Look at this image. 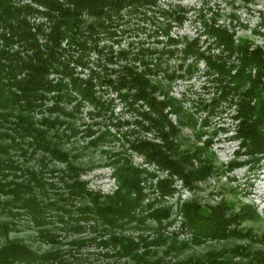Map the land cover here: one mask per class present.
<instances>
[{
    "label": "trees",
    "instance_id": "16d2710c",
    "mask_svg": "<svg viewBox=\"0 0 264 264\" xmlns=\"http://www.w3.org/2000/svg\"><path fill=\"white\" fill-rule=\"evenodd\" d=\"M152 5H155L154 0H29V3L24 0H0V192L10 195L4 200L0 198V215L23 211L39 226L41 238L56 243L55 234L43 226L47 221L48 208L54 207L75 220L70 224L74 231L85 227L86 224L81 222L84 220L88 226L102 229L101 233L107 232L109 235L102 236L100 241L112 245L116 255L130 257L132 264H159L162 257L152 259L148 244L166 243L167 238L160 233L154 240L149 241L142 235L135 240L116 233L115 228H124L133 221L144 224L147 217L161 224L162 219L170 215V206L152 207V201L142 202L146 193L141 182L156 177L158 195L172 194L175 191L172 175L181 178L185 186H192L194 181L204 180L218 170L206 141L201 146H182L178 139L180 128L171 121L169 113L178 115L179 125L194 126L195 121L191 115L182 112L162 83L153 81L152 77L161 71L170 80L182 78L185 73L192 75L201 62L206 77L216 91L208 114L218 112L221 102L233 106L235 114L232 117L237 118L235 136L243 148L241 153L248 156L244 160L228 161L226 169L231 170L246 162L254 165L259 156L264 155V51L250 49V42L245 39L234 42V32L217 23L214 17L202 19L201 31L192 39L179 38L171 35L170 30L173 24H183L187 10L180 5L162 9L159 12L167 20L163 27L165 46L153 51L121 50L122 64L115 79L101 81L100 73L91 69L84 79L78 76L75 67L70 66L71 62L87 66L83 56L75 57L74 53L86 49L89 38L92 39L94 34L109 30L115 19L124 16L123 11L132 14L143 10L142 14L146 15L147 8ZM36 18L44 21L35 23ZM199 34L209 40L203 48L199 45ZM211 47H215L216 53L211 51ZM153 53L160 57H155ZM178 54L179 70L176 68L168 73L162 58ZM96 80L112 87L121 97L131 98L130 105H138L141 117L138 125L153 131L161 143L137 140L130 143V148L142 154L149 164H155L158 172L167 171L166 177L136 166L129 158L116 153L111 163L115 167L117 188L112 193L89 190L86 182L80 179L81 167L69 163V153L50 135L55 124L62 122L58 117L53 120L49 117L35 118L34 112L42 108L46 100L53 102L46 107L50 113L60 111L66 114L60 102L68 99L71 92L95 106L104 107V103L96 97ZM184 117L187 119L184 120ZM17 151L21 157L40 151L44 154L42 162L48 159L66 163L67 170L62 172L60 179L68 189V196L62 194L60 199L50 197L47 185L52 186L53 183H47L41 177L42 173L33 169H26V179L9 181V172L19 168L11 156ZM67 199L71 204L72 200L80 201L79 205H75L76 210L65 206ZM180 210L183 216L181 224L191 230L196 244L204 239L233 237L255 241L262 238L249 227H238L242 220L259 217L247 203L241 202L237 209H233L232 201L223 198L215 204L204 205L193 197L183 200ZM11 224V220L0 218L2 232L7 233ZM73 241L83 243L84 239ZM140 244L144 248L138 251ZM180 244L183 247L187 242ZM177 247L173 238L165 252ZM234 255L246 259L244 262L233 260ZM60 260V253L55 249L39 253L18 240H8L0 246V264H54V261ZM182 263L264 264V251L252 252L246 243H237L224 251L211 248L201 256H188Z\"/></svg>",
    "mask_w": 264,
    "mask_h": 264
},
{
    "label": "rangeland",
    "instance_id": "374dc122",
    "mask_svg": "<svg viewBox=\"0 0 264 264\" xmlns=\"http://www.w3.org/2000/svg\"><path fill=\"white\" fill-rule=\"evenodd\" d=\"M154 1L155 5L147 8L146 15L142 14L143 10L132 14L123 11L124 16L121 19H115L109 30L106 32L101 30L94 34L92 39L89 38L87 48L74 53L75 57L82 55L87 66L70 63L71 67H75L78 76L87 78L89 69H91L100 73L101 81L115 79L122 64V58L119 56L121 50H160L166 44L163 27L167 20L159 11L174 8L177 5L187 10L186 19L181 26L173 24L170 30L171 35L192 39L201 31V20L214 17L217 19V23L223 24L229 31L234 32V42L245 39L250 42V49L259 48L264 51V0ZM24 2L29 3V0H24ZM230 14H233L234 17H229ZM83 18H87L86 15H83ZM42 21H44L42 18H36L34 22ZM197 37L201 48L209 41L202 34ZM211 48V51L216 53L215 47ZM153 54L155 57H160L157 53ZM179 56L180 54L162 58V61L166 63V69L169 70L168 73L177 68ZM204 69L202 63L199 62L192 75L185 73L182 78L176 77L170 80L161 71L156 77H152V80L162 83L168 91V96L179 104L182 112L191 115L195 121L194 126L179 125L178 115L169 113L171 121L180 128L178 139L182 146L184 148L201 146L206 141L208 151L213 152L214 164L218 170L204 180L194 181L192 186H185L181 178L172 175V186L175 188L172 194L158 195L156 177L142 181L143 192L146 193L142 202L152 201V207L170 206V215L163 218L161 224L155 219L147 217L144 224L133 221L124 228H115L116 233L131 236L135 240H139L140 235L149 241L154 240L161 233L163 237L167 238L166 243L151 242L148 244L152 259L162 257L159 264H183V260L188 256H201L211 248L224 251L237 243H246L252 252L255 250L264 251V196H260L256 192V186L262 182L264 177V155L259 156L254 165H250L251 162H246L231 170L226 169L225 163L228 161L244 160L248 156L241 153L243 148L239 146V139L235 136L237 118L232 117L235 114L233 106H226L224 102H221L218 112L213 115L208 114L209 104L211 99L216 96V91L206 77ZM95 84L96 97L104 103V107L95 106L71 92L69 100L64 99L60 102V107L66 114L60 111L50 113L47 108L53 102L46 100L44 106L34 112V116L37 120L43 117L53 120L58 117L62 123L55 124L54 129L50 130L53 141L59 143L69 153V163L81 167L80 179L86 182L89 190L112 193L117 188V179L114 175L115 167L111 163L114 154L121 153L122 156L129 158L134 165L158 172V167L146 162L142 154L130 148V143L144 139L161 143V140L156 138L153 131L142 129L138 125L137 121H141L138 112L140 108L137 104L130 105L131 98L121 97L112 87L106 83H100L99 80H96ZM159 98L161 99L162 96ZM186 119L184 117V120ZM203 120L205 123H202ZM91 141H95V143H90ZM19 155L18 151L11 153L12 161L19 168L14 172H9L7 176L9 181L20 182L27 178L26 169H33L40 171L41 177L47 183H53L52 186L47 185L46 191L50 197L60 199L62 194L68 196V189L60 179L62 172L67 170L66 163L48 159L42 162L41 157L44 154L40 151L32 156L21 157ZM52 169H55V172H51ZM158 173L161 174V177L167 176V171ZM251 174L255 179H251ZM9 197L10 195L0 192L1 200ZM193 197H196L204 205L215 204L223 198L232 201L233 209H237L241 202L249 204L259 217L242 220L238 227L242 229L249 227L253 233L262 238L251 241L246 238L229 237L218 240L204 239L200 243H194L191 230L181 224L183 216L180 210L183 200ZM70 202V199H67L65 206L71 210H76L75 205L80 204L78 199L72 200V204ZM46 214L47 221L43 226L55 234L56 243L41 238L38 233L39 226L23 211H16L12 215H6V213L0 215L1 219H9L12 222L7 233L0 230V246L8 240H18L28 244L39 253L55 249L60 253L61 260L54 261V264L133 263L130 257L116 255L112 245H106L100 241L102 236L109 235L107 232L101 233L102 229L92 228L87 225V222L81 220L86 224L85 227L80 231H74L70 224L75 220L68 217L63 211L50 207ZM61 217L63 218L61 219ZM173 238L176 239L178 247L166 253L167 244ZM80 239H84V242L75 243L73 241ZM180 242H187V245L181 247ZM143 248L140 244L138 251ZM232 259L244 262L246 258L234 255Z\"/></svg>",
    "mask_w": 264,
    "mask_h": 264
},
{
    "label": "bare ground",
    "instance_id": "6f19581e",
    "mask_svg": "<svg viewBox=\"0 0 264 264\" xmlns=\"http://www.w3.org/2000/svg\"><path fill=\"white\" fill-rule=\"evenodd\" d=\"M251 179H255L253 174H251ZM262 182H260L257 186H256V192H258L257 194H259L260 196H264V177L262 178ZM254 181V180H253ZM251 185V184H250Z\"/></svg>",
    "mask_w": 264,
    "mask_h": 264
}]
</instances>
